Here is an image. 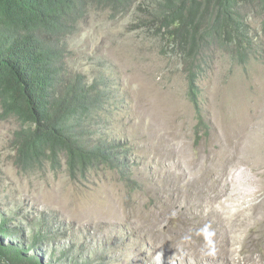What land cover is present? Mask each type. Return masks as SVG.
<instances>
[{
	"label": "rangeland",
	"instance_id": "obj_1",
	"mask_svg": "<svg viewBox=\"0 0 264 264\" xmlns=\"http://www.w3.org/2000/svg\"><path fill=\"white\" fill-rule=\"evenodd\" d=\"M135 12L94 9L62 44L73 73L113 87L109 130L127 142L128 179L23 173L10 145L19 124L0 121L2 216L21 226V246L34 241L27 222L50 235L31 251L48 264L264 262V36L248 65L213 53L198 116L179 60Z\"/></svg>",
	"mask_w": 264,
	"mask_h": 264
},
{
	"label": "trees",
	"instance_id": "obj_2",
	"mask_svg": "<svg viewBox=\"0 0 264 264\" xmlns=\"http://www.w3.org/2000/svg\"><path fill=\"white\" fill-rule=\"evenodd\" d=\"M133 8L141 25L179 60L198 116L197 82L213 53L242 66L257 60L264 0H0V121L19 124L10 140L19 171L65 167L76 179L104 169L128 179L127 142L109 130L117 104L113 87L73 73L62 44L92 10L118 16ZM12 219L0 211V264H48L31 251L50 235L27 222L34 241L21 246L15 240L21 226L10 228Z\"/></svg>",
	"mask_w": 264,
	"mask_h": 264
},
{
	"label": "bare ground",
	"instance_id": "obj_3",
	"mask_svg": "<svg viewBox=\"0 0 264 264\" xmlns=\"http://www.w3.org/2000/svg\"><path fill=\"white\" fill-rule=\"evenodd\" d=\"M232 159V158H231ZM223 188V187H222ZM218 194L216 195V196H219V192H217ZM216 194V193H215ZM222 194V193H221ZM214 198V197H213ZM213 198H212V200H213ZM216 198V197H215ZM220 199V198H219ZM218 201V200H217ZM212 202V201H211ZM213 203V202H212ZM215 203V202H214ZM204 207V206H203ZM204 210V209H203ZM202 212H205V211H202ZM210 212V211H209ZM204 214V213H203ZM212 214V213H211ZM201 215V214H200ZM208 216V215H207ZM209 216H210V214H209ZM204 217V216H203ZM206 217V216H205ZM210 218V217H209ZM208 219V218H207ZM214 220V219H213ZM212 221V220H211ZM216 228V227H215ZM222 228V227H221ZM217 229V228H216ZM219 231V230H218ZM224 232V231H223ZM226 233V232H225ZM214 234H216L215 232H214ZM216 236V235H215ZM219 236H220V234H219ZM231 236V235H230ZM230 236H229V238H230ZM217 238V237H216ZM220 239V238H219ZM227 262V264H233V262H230V260H227L226 261ZM212 264H217V263H215L214 261L212 262ZM234 264H236V263H234ZM238 264V263H237ZM239 264H241V263H239ZM244 264V263H243ZM245 264H264V262L262 261H260V262H257L253 257H251V256H247V261L245 262Z\"/></svg>",
	"mask_w": 264,
	"mask_h": 264
}]
</instances>
